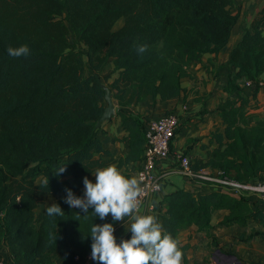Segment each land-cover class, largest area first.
Returning <instances> with one entry per match:
<instances>
[{
	"label": "trees",
	"instance_id": "16d2710c",
	"mask_svg": "<svg viewBox=\"0 0 264 264\" xmlns=\"http://www.w3.org/2000/svg\"><path fill=\"white\" fill-rule=\"evenodd\" d=\"M235 7V0H0V259L55 264L60 256L63 264H75L76 255L82 259L92 251L91 227L111 214L101 220L90 209L84 216L64 197L66 188L82 197L84 177L91 180L97 168L108 166L102 155L112 157L96 128L107 106L102 84L119 106L181 97L191 69L229 44ZM263 26L264 16L231 53L236 73L225 88L229 98L219 106L224 132L213 133L218 147L204 164H192L194 172L208 168L239 184L264 182V118L251 113L245 94L253 89L256 100L264 87ZM71 32L84 48L71 45ZM22 44L30 48L28 57L8 55L9 46ZM139 44L148 45L143 54L136 50ZM110 60L115 77L104 83ZM123 85L131 88L127 99ZM170 114L177 113L164 116ZM117 115L130 148L119 163H139V169L146 150L144 120L120 109ZM63 166L66 171L56 176ZM49 196L58 197L62 216L42 209ZM220 210L229 212L223 226L264 221V211L252 208L246 197L216 189L200 196L175 191L155 217L177 240L191 226L209 233Z\"/></svg>",
	"mask_w": 264,
	"mask_h": 264
},
{
	"label": "crops",
	"instance_id": "0c3cea01",
	"mask_svg": "<svg viewBox=\"0 0 264 264\" xmlns=\"http://www.w3.org/2000/svg\"><path fill=\"white\" fill-rule=\"evenodd\" d=\"M235 1L236 7L233 9V14L237 16V23L229 44L218 55H205L201 62L191 69V76L182 80L184 92L181 97L167 102L159 100L154 102L152 98H147L141 103H133L129 106H119L118 101H115V116L101 126L99 138L104 149L112 154L111 158L106 155H102L101 158L107 161L108 165L114 164L121 171L129 172L133 177L136 176L139 163L128 162L122 165L119 163V160L127 156L130 148L129 133L123 128L122 119L117 115L118 110L120 109L124 114L142 117L144 128L147 127L149 121L169 112L175 111L179 115L181 122L173 142L171 155L168 159L158 160L156 171L162 178V192L152 194L148 201L156 209H160L161 202L167 195L178 190L183 189L196 196L215 191V186L181 175L179 156L190 158L196 167L204 164L207 162L209 153L218 147L212 138L213 133L217 130L224 132L219 106L229 98V93L225 91V88L229 78L234 77L236 73L230 64L231 53L242 40L246 30L252 28L253 22L264 16V0ZM113 71L114 65L110 60L104 70V82L110 83L114 79ZM123 89H126L125 99H127L131 93L130 85H123ZM245 94L250 98L251 113L264 118V87L260 89L256 100H253V89H245ZM95 157L100 158L99 155ZM204 170L210 171L211 169ZM211 171L213 174L216 173ZM91 181L95 182L94 175ZM221 192L229 193L223 190ZM244 197L248 199L252 208L264 211L263 206L257 204L258 196L244 195ZM49 203L57 204L58 197L46 198L44 205L46 210ZM140 212L153 216L156 214L147 209H141ZM228 215L227 210L216 211L209 233L199 231L196 226L188 227L178 233L177 240L183 252L182 264H238L237 262L264 264V221L249 222L245 226L238 224L223 226L221 223ZM124 219L125 222H116L110 215L109 221L106 222L114 224V235L118 243L121 238L131 239L132 236V233L126 229L129 227L130 217ZM2 256L7 261L10 260L8 253H3ZM10 264L15 263L10 262ZM55 264H63L60 256L56 258ZM78 264H99V262L82 258Z\"/></svg>",
	"mask_w": 264,
	"mask_h": 264
},
{
	"label": "clouds",
	"instance_id": "9594fccd",
	"mask_svg": "<svg viewBox=\"0 0 264 264\" xmlns=\"http://www.w3.org/2000/svg\"><path fill=\"white\" fill-rule=\"evenodd\" d=\"M147 48L146 44L136 45L138 54H143ZM7 52L12 58L28 57L31 54L27 44L9 46ZM65 171L66 166L60 167L55 175L60 176ZM93 175L95 182L84 177L82 197L66 188L64 203L79 209L84 216L93 209L96 217L101 220L109 214L116 222H125L124 218L130 217L126 229L132 236L131 239L121 238L118 243L113 223H95L90 229L93 241L91 258L99 264H182L183 252L179 241L165 233L155 216L140 212V198L143 194L141 179L136 176L126 177L114 164L97 168ZM63 214L59 204L53 203L47 207V215L50 217Z\"/></svg>",
	"mask_w": 264,
	"mask_h": 264
},
{
	"label": "built area",
	"instance_id": "2783aa9c",
	"mask_svg": "<svg viewBox=\"0 0 264 264\" xmlns=\"http://www.w3.org/2000/svg\"><path fill=\"white\" fill-rule=\"evenodd\" d=\"M243 85L249 87L251 83L246 80L241 81ZM186 109V108H184ZM180 118L178 114H170L148 122L145 129L146 150L144 160L136 172V177L141 179V188L143 194L140 198V210L147 209L155 212V206L150 204L149 198L154 193L162 192V178L157 173L158 160L168 159L171 154V145L173 144L176 133L180 127ZM180 174L189 179H198L200 182L215 186L216 190H223L231 193L236 197L244 195H255L259 201L264 204V182L249 183L246 185L239 184L232 178L221 177L220 172L215 174L212 171L201 170L196 173L192 169V161L186 156H179ZM92 251L85 258L93 261L91 258ZM75 264L81 260L80 255L75 256ZM0 264L6 262L0 259Z\"/></svg>",
	"mask_w": 264,
	"mask_h": 264
},
{
	"label": "water",
	"instance_id": "95a60500",
	"mask_svg": "<svg viewBox=\"0 0 264 264\" xmlns=\"http://www.w3.org/2000/svg\"><path fill=\"white\" fill-rule=\"evenodd\" d=\"M102 89L105 92V101L107 103V106L101 116V118L98 120L96 128L99 129L105 122H109L112 120V118L115 116L116 113V107L113 100V93L109 87L102 84ZM232 259L236 260L234 257ZM237 262V261H236ZM240 264L239 262H237Z\"/></svg>",
	"mask_w": 264,
	"mask_h": 264
},
{
	"label": "rangeland",
	"instance_id": "374dc122",
	"mask_svg": "<svg viewBox=\"0 0 264 264\" xmlns=\"http://www.w3.org/2000/svg\"><path fill=\"white\" fill-rule=\"evenodd\" d=\"M122 25H123V20H120V21L117 23V25L115 26V29H114V30H115V31H118V30L122 27ZM69 40H70L71 45H74L76 48H84V47H85L84 43L81 42L73 32L70 33V35H69ZM103 82H104V81H103ZM104 83H106V82H104ZM114 99H115V98H114ZM50 204H51V203H49V204H47V205L49 206ZM47 205H46V206H47ZM42 209H45V207H43Z\"/></svg>",
	"mask_w": 264,
	"mask_h": 264
}]
</instances>
